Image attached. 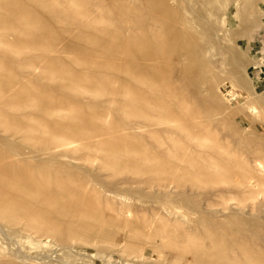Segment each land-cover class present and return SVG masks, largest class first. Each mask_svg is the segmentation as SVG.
Instances as JSON below:
<instances>
[{
    "label": "rangeland",
    "instance_id": "374dc122",
    "mask_svg": "<svg viewBox=\"0 0 264 264\" xmlns=\"http://www.w3.org/2000/svg\"><path fill=\"white\" fill-rule=\"evenodd\" d=\"M0 187V264H264V0H0Z\"/></svg>",
    "mask_w": 264,
    "mask_h": 264
},
{
    "label": "bare ground",
    "instance_id": "6f19581e",
    "mask_svg": "<svg viewBox=\"0 0 264 264\" xmlns=\"http://www.w3.org/2000/svg\"><path fill=\"white\" fill-rule=\"evenodd\" d=\"M1 2H2V0H1ZM9 6H10V5H9ZM1 8H2V7H1ZM8 12H9V11H8ZM8 16H9V15H8ZM17 20H18V19H17ZM135 39H136V38H135ZM136 40H137V39H136ZM29 43H30V42H29ZM142 46H143V45H142ZM138 47H139V46H138ZM93 54H94V53H93ZM105 55H106V54H105ZM78 56H79V55H78ZM95 56H96V55H95ZM135 56H136V55H135ZM138 56H139V55H138ZM80 57H81V56H80ZM83 58H84V57H83ZM90 58H91L90 60H92V56H91ZM93 58H95V57H93ZM142 58H144V57H142ZM138 59H139V58H138ZM134 60H135V59H134ZM142 60H143V59H142ZM144 60H145V59H144ZM144 60H143V63L145 62ZM81 61H82V60H81ZM91 62H92V61H91ZM131 62H132V61H131ZM95 63H96V62H95ZM103 63H104V62H103ZM82 65H83V64H82ZM93 65H94V64H93ZM134 65H136V64L134 63ZM136 66H137V65H136ZM139 66H140V65H139ZM142 66H143V65H142ZM95 68H96V67H95ZM136 68H139V67H136ZM141 68H143V67H141ZM141 68H140V69H141ZM146 68H147V67H146ZM132 69H133V68H132ZM143 69H144V68H143ZM143 69H142V70H143ZM145 71H146V70H145ZM95 72H97V71H95ZM160 75H161V74H160ZM82 78H83V77H82ZM77 81H78V80H77ZM75 84H76V83H75ZM142 91H143V90H142ZM132 96H133V95H132ZM174 119H175V118H174ZM178 122H179V121H178ZM178 122H177V123H178ZM180 122H181V121H180ZM182 122H183V121H182ZM184 122H185V121H184ZM25 176H26V175H25ZM23 177H24V176H23ZM26 177H27V176H26ZM21 179H22V178H21ZM23 180H24V179H23ZM24 182L26 183V185L29 186V189H30V188L32 189L33 187H34V189L36 188L35 185H34V184H35V183H34V180L31 182L30 179L27 177V179H25ZM44 186H45V188H46V185H44ZM3 187H4V186H3ZM42 187H43V186H42ZM0 188H1V187H0ZM43 188H44V187H43ZM5 189H6V187H5ZM5 189H4V190H5ZM7 189H8V188H7ZM53 189H54V191L56 190L55 188H53ZM9 190H10V188H9ZM14 190H15V189H14ZM37 190H38V191H44V190H41V189L39 190V187H38ZM57 190H58V189H57ZM57 190H56V191H57ZM5 191H6V190H5ZM5 191H4V192H5ZM46 191H47V190H46ZM2 192H3V191H1V189H0V193H1L0 196H3L4 192H3V194H2ZM6 192L8 193V190H7ZM14 192H15V191H14ZM36 192H37V191H36ZM44 192H45V191H44ZM65 192H66V191H65ZM15 193H16V192H15ZM37 193H39V192H37ZM56 193H58V192H56ZM56 193H55V195H56ZM62 193H63V192H62ZM41 194H42V192H41ZM41 194H38V195H40V197H41ZM64 194H65V193H64ZM5 195H6V198H5ZM66 195H69V194H66ZM66 195H65V197H66ZM8 196H9V195L4 194L3 197H4L5 199H3V200L5 201V200L8 198ZM42 196L44 197L43 199L46 198V197L44 196V194H42ZM53 196H54V194H53ZM58 196H59V198H60L61 195L58 194ZM63 197H64V196H63ZM1 198H2V197H1ZM49 198H50V197H49ZM8 200H9V198H8L6 201H8ZM56 200H57V198H56ZM0 201L3 202L2 199H1ZM60 201H62V200H60ZM1 202H0V204L3 206V208L6 207L5 204L9 203V201H8V202H5V204H4V202H3V203H1ZM53 202H54V200H53ZM50 203H51V202H50ZM54 204L56 205V204H58V202L55 201ZM54 204H53V205H54ZM1 205H0V206H1ZM7 205H8V204H7ZM4 214H5V213H4ZM6 214H7V213H6ZM53 222H54V221H53ZM54 224H55V223H54Z\"/></svg>",
    "mask_w": 264,
    "mask_h": 264
}]
</instances>
